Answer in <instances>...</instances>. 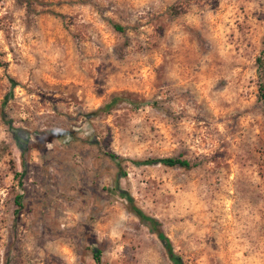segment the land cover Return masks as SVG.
Listing matches in <instances>:
<instances>
[{
    "label": "rangeland",
    "instance_id": "obj_1",
    "mask_svg": "<svg viewBox=\"0 0 264 264\" xmlns=\"http://www.w3.org/2000/svg\"><path fill=\"white\" fill-rule=\"evenodd\" d=\"M259 87L264 0H0V264H264Z\"/></svg>",
    "mask_w": 264,
    "mask_h": 264
},
{
    "label": "trees",
    "instance_id": "obj_2",
    "mask_svg": "<svg viewBox=\"0 0 264 264\" xmlns=\"http://www.w3.org/2000/svg\"><path fill=\"white\" fill-rule=\"evenodd\" d=\"M257 62H258V60H257ZM258 91H259L260 100L264 101V94L262 92L261 87H259ZM108 106H105V107H108ZM6 124H7L8 128L13 132L9 121L6 122ZM14 139H15L16 143L19 145V142L15 138V135H14ZM109 158H114V157L112 155H109ZM142 163L143 164H150V165H152V164H161L162 166H165V167H178V168H185V169L190 167V164L187 161L181 160V159H178V158L149 159V160L143 161ZM19 200H20V196L16 195L14 197L13 203H14V205L17 208H20ZM128 203H129V209L133 213V215L139 221L144 222L149 227V230L152 233H154V235L157 238V240L162 244L168 259L176 264V261H177L178 258H175L174 254H173V250H172L171 244H170V241L168 240V238H166V236H164L162 231L159 229L158 222L154 218H151L149 216L144 215L142 213V211L139 210L138 208H136L131 202H128ZM98 255H99L98 251H93L92 252V258L94 259V261H98Z\"/></svg>",
    "mask_w": 264,
    "mask_h": 264
}]
</instances>
